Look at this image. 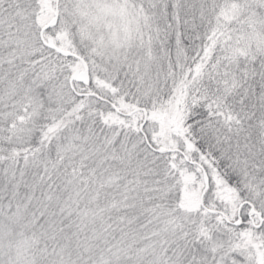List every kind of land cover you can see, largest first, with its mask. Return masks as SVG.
Listing matches in <instances>:
<instances>
[{
  "label": "snow or ice",
  "instance_id": "6c2138e0",
  "mask_svg": "<svg viewBox=\"0 0 264 264\" xmlns=\"http://www.w3.org/2000/svg\"><path fill=\"white\" fill-rule=\"evenodd\" d=\"M0 264H264V0H0Z\"/></svg>",
  "mask_w": 264,
  "mask_h": 264
}]
</instances>
